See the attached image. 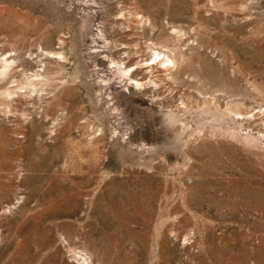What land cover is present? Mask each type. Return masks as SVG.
Here are the masks:
<instances>
[{
    "label": "rangeland",
    "instance_id": "374dc122",
    "mask_svg": "<svg viewBox=\"0 0 264 264\" xmlns=\"http://www.w3.org/2000/svg\"><path fill=\"white\" fill-rule=\"evenodd\" d=\"M0 264H264V0H0Z\"/></svg>",
    "mask_w": 264,
    "mask_h": 264
},
{
    "label": "bare ground",
    "instance_id": "6f19581e",
    "mask_svg": "<svg viewBox=\"0 0 264 264\" xmlns=\"http://www.w3.org/2000/svg\"><path fill=\"white\" fill-rule=\"evenodd\" d=\"M5 62V61H4ZM3 71L1 72V74H5V72L7 71L8 69V66L6 64H4L3 66ZM6 75V74H5ZM73 262V261H72Z\"/></svg>",
    "mask_w": 264,
    "mask_h": 264
}]
</instances>
